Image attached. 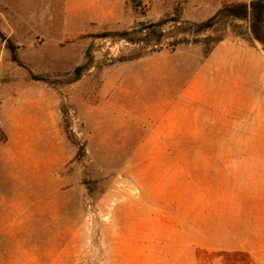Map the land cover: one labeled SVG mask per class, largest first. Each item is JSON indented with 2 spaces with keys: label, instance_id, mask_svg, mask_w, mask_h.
I'll return each mask as SVG.
<instances>
[{
  "label": "rangeland",
  "instance_id": "rangeland-1",
  "mask_svg": "<svg viewBox=\"0 0 264 264\" xmlns=\"http://www.w3.org/2000/svg\"><path fill=\"white\" fill-rule=\"evenodd\" d=\"M250 1L0 0V30L49 77L0 38V264H264V49L248 16L199 36L224 34L211 50L120 34ZM213 207L210 259L193 227Z\"/></svg>",
  "mask_w": 264,
  "mask_h": 264
},
{
  "label": "trees",
  "instance_id": "trees-1",
  "mask_svg": "<svg viewBox=\"0 0 264 264\" xmlns=\"http://www.w3.org/2000/svg\"><path fill=\"white\" fill-rule=\"evenodd\" d=\"M247 15L248 16V30L252 36V38L256 41H258L263 49H264V0H251L248 3H242L238 5H231V6H226L224 8L219 9L215 14H213L211 17L207 18L204 21L201 22H185V23H180L179 20H172V21H160L154 24H150L147 27L143 28L145 31L144 38L139 40V39H132L130 37V33L128 31L120 33L123 38L129 42H135L139 43L142 41L149 42L151 45H159L161 41L169 34L173 33V31H177L178 34H174L175 41L172 43V45H179L183 43H204L205 46L207 47L208 50H211L214 46H216L218 43H220L223 40L224 34H220L216 37H212L210 35H206L204 38H200L199 36L214 33L219 25L221 24H230L229 20L233 18H242V15ZM173 23V27L169 29L168 31H165L164 26L167 24ZM230 26V25H229ZM231 26H237L231 25ZM178 35H183L182 38L177 39ZM185 36H192V39L189 40ZM0 38L5 41V46L8 49L10 53L11 60L15 62L18 66L25 68L30 77L33 80L36 81H43V82H48L49 77L46 75H39V74H34L30 69H28L19 59L18 54H17V46L14 44V42L6 37L2 31L0 30ZM87 68V65H82L79 66L75 69V75L74 77L69 81L73 82L77 80L82 72ZM222 164H225V161H222ZM223 165L217 164V170L220 175V173H223L224 167ZM216 176V177H219ZM215 176L210 175L208 176H202V180L208 181L211 178H214ZM220 181V180H219ZM222 182V181H220ZM218 182V183H220ZM223 185V183H222ZM223 189L225 188V185L222 187ZM234 188H228L226 191H223V195L225 198L228 197L229 193L232 191L233 192ZM205 192V191H203ZM236 193V192H234ZM231 194V193H230ZM243 195V194H242ZM219 198V197H218ZM229 202H232L230 198H227ZM220 201V198H219ZM198 209L193 211V213H189L190 215L198 214ZM201 220L193 227V230L197 233H199L200 237L196 238V241L193 242V246L196 247L198 245V248L201 250L203 253V257L207 255L210 259H213V255L215 251H217L219 248L217 246V242L215 240V234L217 228L215 227V218L218 217L217 209H210V210H205L204 212L201 211ZM193 233L188 232L187 233V238L190 239L192 238ZM229 242V241H228ZM243 242V241H242ZM246 245V244H245ZM236 249L235 247L230 246L229 243L225 246V251H231ZM245 247L243 249L245 251ZM207 258V257H206Z\"/></svg>",
  "mask_w": 264,
  "mask_h": 264
},
{
  "label": "crops",
  "instance_id": "crops-1",
  "mask_svg": "<svg viewBox=\"0 0 264 264\" xmlns=\"http://www.w3.org/2000/svg\"><path fill=\"white\" fill-rule=\"evenodd\" d=\"M154 135L157 136L156 139H155L156 141H157V140H161V139H160V138H161L160 135H162L163 137L166 136L165 134H160L159 132H155V131H154ZM154 146H158V145H155V144H154Z\"/></svg>",
  "mask_w": 264,
  "mask_h": 264
}]
</instances>
